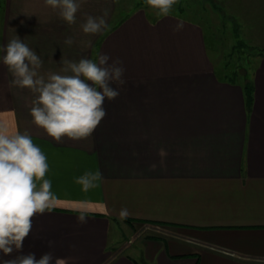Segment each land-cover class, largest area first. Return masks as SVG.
Masks as SVG:
<instances>
[{
	"label": "crops",
	"instance_id": "obj_1",
	"mask_svg": "<svg viewBox=\"0 0 264 264\" xmlns=\"http://www.w3.org/2000/svg\"><path fill=\"white\" fill-rule=\"evenodd\" d=\"M116 2L84 0L73 25L45 0L2 2L0 123L29 133L46 155L55 202L32 219L22 249L0 260L51 252V264H264V57L248 110L242 87L215 77L200 25L139 7L110 27ZM219 3L264 22V0ZM94 4L98 16L108 10L107 27L86 35L80 25L95 17ZM178 21L184 27L174 31ZM15 36L41 58L45 76L60 72L62 58L122 61L125 83H112L119 95L105 99L107 115L89 138L57 143L32 123L36 94L10 86L2 62ZM86 172L102 175L88 190L76 182ZM115 226L131 232L127 241L111 242Z\"/></svg>",
	"mask_w": 264,
	"mask_h": 264
},
{
	"label": "clouds",
	"instance_id": "obj_2",
	"mask_svg": "<svg viewBox=\"0 0 264 264\" xmlns=\"http://www.w3.org/2000/svg\"><path fill=\"white\" fill-rule=\"evenodd\" d=\"M84 0H45L46 5L59 10V17L68 25L76 23V14ZM147 4L167 16L177 0H146ZM108 10L98 17L87 16L80 25L86 35L99 34L107 27ZM184 24L178 21L174 31L182 30ZM71 46L74 40L64 41ZM89 45L91 41L87 42ZM3 51L2 62L13 79L10 86L27 88L36 98L32 101L30 115L32 123L57 143L66 137L70 140L89 138L107 115L105 99L118 97L113 82L123 85L125 69L119 58L113 59L106 53L100 54L98 62L81 58L78 62L62 58L59 73L41 75L38 69L43 61L24 41L12 38ZM112 61L109 64V61ZM49 171L47 157L39 146L33 143L27 132H9L0 123V253L8 256L22 249L23 241L31 233L32 219L54 207L55 196L52 183L46 179ZM102 180L99 172H86L77 178L84 190L95 187V181ZM39 183V187L38 184ZM80 223H86L84 208H77ZM127 209H121L119 216L127 218ZM53 244L49 241V246ZM51 252L37 260L34 254L20 255L14 259L0 260V264H51ZM55 264H62L57 258Z\"/></svg>",
	"mask_w": 264,
	"mask_h": 264
},
{
	"label": "rangeland",
	"instance_id": "obj_3",
	"mask_svg": "<svg viewBox=\"0 0 264 264\" xmlns=\"http://www.w3.org/2000/svg\"><path fill=\"white\" fill-rule=\"evenodd\" d=\"M116 1L109 13L111 17L109 21L110 27L116 24L121 17L127 16L139 7L145 10L153 9L147 4L146 0ZM215 2L217 4H214ZM94 8L95 17H98L100 9L96 4H94ZM232 8L233 6L231 5L220 4L219 0H177L170 13L189 18L203 28L207 55L215 70H220L224 61L229 60L232 65L237 64L240 68H247L248 75L253 80V75L259 62L256 54L249 48L235 52L231 49L238 39H241L250 47L264 48V32L262 29L264 22L254 23L250 20H241V15L234 13L235 10ZM156 11L158 12V10ZM229 52L231 53L229 54ZM130 234L131 232H127L125 227L115 226L112 230L111 242L123 243L128 240Z\"/></svg>",
	"mask_w": 264,
	"mask_h": 264
},
{
	"label": "trees",
	"instance_id": "obj_4",
	"mask_svg": "<svg viewBox=\"0 0 264 264\" xmlns=\"http://www.w3.org/2000/svg\"><path fill=\"white\" fill-rule=\"evenodd\" d=\"M2 2L3 0H0V9L2 7ZM214 4H217V2H215ZM124 17H121V19L117 21L116 24L120 23L124 19ZM114 25H112V27H114ZM247 48L252 49V52L256 54L257 56L256 58H258V60L264 57L263 47H255V46L250 47L246 45L241 39L236 40V43L232 46L231 50L235 52L237 50H240V49L242 50V49H247ZM230 53L231 52H229V54ZM225 61L222 64L223 67L220 70L214 69L215 77L218 80H221L227 83L239 84L243 89L245 106L249 110V108L252 105V101H253V84H252L251 76L248 75V69L245 67L240 68L237 64L232 65L230 64L229 60H225ZM124 221L126 223H130V221L128 220H124Z\"/></svg>",
	"mask_w": 264,
	"mask_h": 264
}]
</instances>
